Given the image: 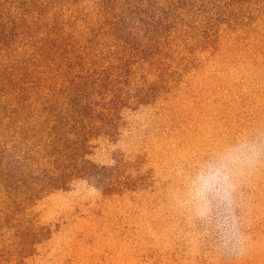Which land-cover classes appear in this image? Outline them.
Instances as JSON below:
<instances>
[{
  "label": "rangeland",
  "instance_id": "1",
  "mask_svg": "<svg viewBox=\"0 0 264 264\" xmlns=\"http://www.w3.org/2000/svg\"><path fill=\"white\" fill-rule=\"evenodd\" d=\"M170 2L142 25L0 0V264H264V168L240 178L243 256L175 203L196 158L264 132V0Z\"/></svg>",
  "mask_w": 264,
  "mask_h": 264
},
{
  "label": "clouds",
  "instance_id": "2",
  "mask_svg": "<svg viewBox=\"0 0 264 264\" xmlns=\"http://www.w3.org/2000/svg\"><path fill=\"white\" fill-rule=\"evenodd\" d=\"M264 168V132L241 134L196 158L181 176L175 203L225 252L246 253L237 193L240 178Z\"/></svg>",
  "mask_w": 264,
  "mask_h": 264
},
{
  "label": "trees",
  "instance_id": "3",
  "mask_svg": "<svg viewBox=\"0 0 264 264\" xmlns=\"http://www.w3.org/2000/svg\"><path fill=\"white\" fill-rule=\"evenodd\" d=\"M116 3H121L122 6L126 7L127 9L129 8V10L133 11L134 15H142L143 20H140L142 25L146 24V21H153L156 17H161V15L164 14V10H162L164 7H161V5L163 4V2H166L167 5H170V1L172 0H158L157 2V6L153 9V11H155L156 13H153L152 11H148L149 8H152L153 6L150 5V1L151 0H115ZM182 1L184 0H177V2H175L174 4V8H176V10H180L182 8ZM158 5L161 8H158ZM151 6V7H150ZM147 8L145 9V11H141L140 8ZM167 9V8H166ZM156 14H158L156 16Z\"/></svg>",
  "mask_w": 264,
  "mask_h": 264
}]
</instances>
